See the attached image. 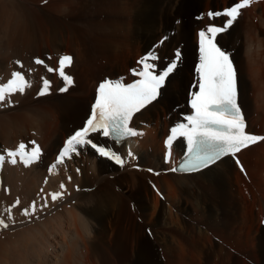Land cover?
I'll return each mask as SVG.
<instances>
[{
    "label": "bare ground",
    "instance_id": "bare-ground-1",
    "mask_svg": "<svg viewBox=\"0 0 264 264\" xmlns=\"http://www.w3.org/2000/svg\"><path fill=\"white\" fill-rule=\"evenodd\" d=\"M48 1L50 2L48 6L41 9L32 7L31 0L24 2L0 0V31L3 35L1 36L8 38L10 43H3L0 36V77L9 75L5 80L1 78L0 83H6L14 71H21L32 83L24 94L17 93L11 97L13 101L11 106H7V102L0 106L1 110H5L3 114L0 112V146L4 147L3 151L0 149V155L5 157V162L0 165V208L10 209L11 206L13 212L19 213L22 206L28 204L29 214L17 221L15 226L11 225L13 227L11 230L16 235L20 232L25 233L14 241L15 245L7 242L0 245L2 254L0 264L94 262L102 264L104 261L108 263L109 259L102 254L101 246L104 241L98 239L106 221L110 220L116 222V225L123 226V220L126 218L132 224L135 223L131 216L133 207L130 210L128 206V211L123 195L109 189L111 185L114 187L121 184L136 190L142 188L147 198L151 199L147 182H154L156 190L162 191L166 200L170 202L165 214L163 213V217L165 219L169 217L170 221L175 220L171 214L169 215L173 208L171 203L179 208L183 206L179 198L185 188L191 189L192 194L201 192V196L200 194L198 196L208 203L213 199L220 203L232 201V204L238 199L244 200L242 202L247 204L252 201L253 203L264 201V141L238 154L243 170L228 157L195 174L172 171L185 152L181 138L174 141L171 161L164 162L166 152L164 139L170 128L181 121V114L189 112L187 101L190 86L198 81L195 67L193 68L198 60V46L192 47L193 40L198 45L199 31L206 29L210 23L204 13L231 7L229 0H222L216 7L213 6V0H205L203 12L201 15L198 14L199 16L195 13L193 15V7L188 6L184 9L183 0L167 4L168 7H165L164 3L159 8L158 3L151 5L148 0H106V6L102 12L100 11L101 19H92L87 23H71L67 30L68 47L51 52L48 51L50 47L45 46L55 42L61 33L53 29V33L45 35L43 29L39 32L34 28V24L30 25L31 20L28 18L32 20L38 18L37 21L46 22L53 19L52 12H57L66 3L71 4L75 0ZM197 17L200 19L197 20ZM188 24L193 29L188 30ZM183 42H186L188 48L186 50L182 48L184 56L181 67L167 78L158 100L136 114L132 120V127L138 133L136 136L118 144L111 137H104L102 133L90 134L89 138L94 143L105 145L117 152L125 161L123 166L116 164L114 160L101 157L91 146L80 147L78 154L73 153L71 158L66 157L63 163H56L60 149L69 139L67 135L71 130L69 126L71 121L77 131L90 117L100 83L106 78L121 77L132 81L134 78L131 77L130 70L137 66L136 61L153 50L159 52L158 65L163 68L166 65L165 60L172 59L174 51L182 47ZM218 42L234 52L233 57L238 67L239 103L248 121V131L264 135V0L243 11L234 26L227 33L220 35ZM41 48L44 50L40 53ZM29 50L32 51L30 56ZM9 51L11 55L8 54ZM53 53L56 54V58L51 61L49 57L53 58ZM64 55L73 58L71 66L66 67L64 71L66 75L76 77L78 84L76 89L73 88L64 96L56 94L53 99L31 103L32 96L27 95L31 91L41 90L44 79L52 81L48 68H55L58 71L59 59ZM36 59L44 63L36 65ZM78 62L81 63V67H77ZM101 73L102 77L99 76ZM92 81L95 84L93 92L90 90L88 93L87 100L91 102L88 107L83 98ZM57 84L59 87L55 91L65 86L64 80L58 81ZM71 95L72 98H69ZM19 102L22 105L17 107ZM66 117H70L68 123ZM66 123L69 129L67 132L63 130L67 126ZM60 132L63 134L62 140ZM21 143L26 146L27 152L38 145L41 150L39 160L26 166L19 156H16L17 163L12 164L10 161L13 157H9L7 153L17 151ZM129 152L133 155L129 156ZM53 164L56 167L50 168ZM246 175L248 179L245 178ZM140 177L145 179V184H142ZM95 187L97 189L94 191ZM8 190H11V193ZM55 193L61 195L53 200L52 194ZM18 195L24 201L21 204L18 203ZM33 200L36 202V208L31 212ZM138 200L145 209V217L150 218L154 225L162 207L159 198L154 196L153 208H150L151 204L146 206L141 197H138ZM198 200V207L195 209L202 213L207 211L206 203L200 204L201 200ZM240 203L239 201V205L242 206ZM257 210H259L257 215L262 216L263 208L260 206ZM247 211L243 209L237 213L244 215L248 214ZM29 219L31 221H28ZM258 219L262 220L260 217ZM25 227L29 228L24 231ZM137 228V224L130 230L129 227L126 228L108 246V249L113 250L111 259H114L116 264H132L133 261L136 264H163L157 249L150 248L148 238V242L140 237L136 244L132 242L134 236H131L130 232L133 230L135 232ZM155 239L166 245L165 233L163 235L157 233ZM127 246L131 247V250H137L134 259L126 256L124 249ZM164 250L165 257L171 260L169 264H183L185 258L181 259V252L169 245ZM203 254L204 252L201 253Z\"/></svg>",
    "mask_w": 264,
    "mask_h": 264
},
{
    "label": "snow or ice",
    "instance_id": "snow-or-ice-1",
    "mask_svg": "<svg viewBox=\"0 0 264 264\" xmlns=\"http://www.w3.org/2000/svg\"><path fill=\"white\" fill-rule=\"evenodd\" d=\"M252 2L253 0H239L223 11L209 12V17L226 18L225 23L222 26H209L206 31L199 32L200 62L196 68L199 77L198 91L191 93L192 113L185 116L186 123H178L171 128V135L166 142L171 147L174 138L186 139L188 159L181 166L184 170H199L225 155H235L243 148L264 141V137L248 134L245 130L246 124L237 102V73L231 53L222 49L216 39L233 25L242 10L249 7ZM179 58L180 53L177 52L176 61ZM149 59L155 61L158 57L154 53H149L139 61L142 68L139 71L133 70L134 76L139 77L133 83L119 80H105L100 83L90 117L85 125L65 142L57 157V164L63 163L66 157L71 158L73 153L78 154V148L91 146L101 157L124 165V159L117 152L105 145H97L89 137L92 133H102L104 137H113L115 141L123 142L125 138L138 134L129 127L133 114L157 98L160 88L177 67L175 61H170L164 69L157 71V65L150 63ZM35 63L43 64L44 61L36 59ZM71 64V56L60 57L58 72L65 83V87L60 89L61 92L67 91L74 83L73 78L64 71ZM48 71L56 69L48 68ZM31 86V81L21 71L12 72L6 83H0V106L5 105V102L7 106H11L13 104L11 97L17 93L24 94ZM50 86V81L44 79L38 95L48 94ZM25 148L26 146L21 143L17 151L7 153L9 157H13L10 161L12 164L17 163L16 156H19L26 166L39 160L41 150L38 145L30 152L25 151ZM128 155L133 154L129 152ZM4 162L5 157L0 155V165ZM52 167L55 168L56 165L53 164ZM60 195L52 194V199L56 200ZM8 226L4 219H0V227Z\"/></svg>",
    "mask_w": 264,
    "mask_h": 264
},
{
    "label": "rangeland",
    "instance_id": "rangeland-1",
    "mask_svg": "<svg viewBox=\"0 0 264 264\" xmlns=\"http://www.w3.org/2000/svg\"><path fill=\"white\" fill-rule=\"evenodd\" d=\"M18 1L24 2L25 0H18ZM175 1L176 0H148L149 4H151V5H153V4L155 5L156 3H158L157 8H159L161 5L163 6L164 3H165V7H168L169 5H167V4H174ZM183 1H184V9L188 6L193 7V10H192L193 15L196 14L197 16H199L198 14H200V15L202 14L203 9H204L203 6H204L205 0H183ZM215 2H217V3L215 4ZM219 2H222V0H218V1L213 0V6L215 5V7H216L219 4ZM228 2H229V6L230 5L232 6V5H234V3H237L238 1L237 0H232V1L229 0ZM49 3L50 2L48 0H44L42 2L41 1L39 2L36 0H31L30 5H32V7H38V8L44 9L46 6H48ZM105 6H106V0H75L71 4L66 3V5H64L63 8L58 10L57 12H52L53 13L52 17L54 20L49 19L48 21L46 20V22H42V21L39 22V21H37L38 18H35L33 20L30 18H28V19L31 20L30 25L34 24L33 25V26H35L34 28H37V30L39 32L42 31V29H43L45 35L53 33V29H57L61 33V34H59V36L55 42H50L49 44H47L45 46V47H48V46L50 47V49L48 50L49 52L57 51L56 49H58V48L66 49L68 47V45H66V42L69 38L67 30H68L69 25H71V23L72 24H78L81 22L87 23L89 20H92V19H95V20L101 19L100 13L102 12V10L104 9ZM39 28L41 30H39ZM187 29L191 30V29H193V27L191 28V25L188 24ZM39 32H38V34H39ZM192 32H193V30H192ZM1 35H2V32L0 31V36ZM2 36H1V39H2L1 41H3V43L6 42L5 44H10V43H8L9 39L6 38L5 36L4 37H2ZM63 40H65V41L62 43ZM181 45H182L183 49L185 48V50L188 48L186 42H183ZM192 45H193L192 47L198 46L194 40H193ZM40 50H39V52L41 53L42 50H44V48L43 49L41 48ZM193 51L191 52V56L193 54ZM30 52H32V51L31 50L28 51L29 56H30ZM8 54L11 55L10 51ZM55 56H56V54L53 55V58H52V56H50L49 60H51V59L55 60V58H56ZM194 59L196 60V58H194ZM194 59H192V60H194ZM15 60L16 59L13 60L14 63H15ZM80 65H81V63H79L77 67L82 66V65L81 66ZM54 66H55V63H54ZM194 67H196V62L194 64L193 68ZM52 69H55V68H52ZM48 73H50L52 75V81H50L51 86L48 90V94L40 96V95H38L40 90H38L37 92L31 91L30 94L27 95V97L32 96V102L31 103H35V102L41 103V102L46 101V99H51V98L53 99L54 95H56V94H58L60 96H64L69 91H71L73 88L76 89V87L78 85L77 79L75 77V78H73L74 83L70 87H68L67 91L61 92L60 91L61 88L55 91V89L57 87H59L57 84L58 81H63V79L60 77L58 71H51V72L48 71ZM57 73H58V75H56ZM8 76H9L8 74L1 75L0 82H2V80L7 79ZM99 76L102 77L103 74L101 73V75H99ZM1 78H2V80H1ZM94 84H95V82L92 81L90 83V85H88L87 93L84 95V98H83L85 103L88 104V107L91 104V102L87 100V98L89 97L88 93L90 90H91V93L93 92ZM65 97L68 98V96H65ZM69 98H72V95ZM42 99H45V100H42ZM21 103H22V101H21ZM21 103L19 102V104H17L16 106L19 107L20 105H22ZM13 108L14 107L12 106V109ZM4 111L0 109V112H2L1 114H3ZM68 119H70V117L65 118L67 123L69 122ZM71 123H72V121H71ZM71 123L69 125L71 130H70V133H68L67 138L70 137L73 134V132L75 131V129ZM65 127L63 128V130H65V132H67L69 130V129H67L68 124ZM81 128H79V129H81ZM62 138H63V134H62V132H60V140H62ZM0 149L3 151L4 147L1 145ZM50 166L49 167L52 168V165H50ZM245 178L248 179V175H246ZM139 179L142 182V184H145V179L143 177H140ZM248 182H249V180H248ZM153 183L154 182H152V181L147 182L149 192L151 193L150 194L151 199L147 198V195L144 193L142 188H140L139 190H136V189H133L131 187L121 186V184L116 185L114 187H112V185L108 187L113 192L120 193L121 195H123L124 199L126 200L125 207L128 211H129L128 206H129L130 210H132L131 208L133 207V211H132L133 215H131L132 220L134 219V222H135L134 224L138 225V228L136 229L135 232H134V230L132 232H130L131 233L130 235L134 236L133 240L131 238V240H132V242H134V244H136V242L139 240L138 239L139 237H140V239L144 238L145 242H148L147 241V238H148L150 240L149 244H151L150 248L153 247L152 249H155V248L157 249V253L160 256L161 262L163 264H169L171 262L170 258L165 257L166 251L164 249H166V246H168V245L172 248H175L176 251L178 250L179 252H181V256H180L181 259L183 257L185 258V260H183V264L184 263L185 264H188V263L189 264H264V227L261 225L262 221L264 220V218H263L264 213L262 214V216L257 215L258 214L257 211H259L257 209H259L260 206L263 208V212H264V201H256L257 204L255 202L253 203V201H252V203L248 202V204H247L246 202H242L244 200L238 199V201L235 202V204H232V201H231V203H229V202H223V203L221 202L220 203V201H218V200L215 201L213 199V201L216 202V204L213 201L210 202V200L208 203V202H205L204 199H201L198 196V194H200V196H201V192H193V194H192L190 191L191 189L185 188V189H183V191H185V190L186 191L185 192L182 191L181 192L182 194H180V198H179V200L181 201L183 206L179 208L177 205H174V204L172 205V203H171V206L173 208L172 209L170 208L171 213H169V212L168 213H169V215L171 214L175 220L170 221L169 217L167 219H165L163 217V213L168 209L170 202H168L166 200V196L162 191L156 190V186ZM97 187H95L94 191L97 189ZM8 192L11 193V190H8ZM195 195L198 196V198H196ZM154 196L159 198V201L161 202L162 207L160 208L159 214L156 217L157 221L153 225L152 221L149 220L150 218L145 217V212H144L145 209H144L143 205L140 204L141 202L138 200V197H141V199H143L142 202L144 204H146V206H147V204H148V206L151 204L150 208H153ZM198 199L201 200L200 204L206 203L207 211H203V213H202V211H198L195 209L198 207L197 206L198 205L197 201H199ZM17 200L19 201L18 202L19 204L24 202L23 199L21 198V196L19 197V195L17 197ZM258 200H259V198H258ZM191 201H194V202H191ZM239 201L241 202L240 204H242V206L243 205H248V206H243L244 207L243 208L241 205H239ZM244 203H246V204H244ZM220 204H222V205H220ZM225 204H227L228 206ZM255 204H256V206H255ZM35 205H36V202H35V200H33V202L31 203V208H33V209L30 208L31 212H32V210H34L36 208ZM194 205H195V207H194ZM23 206H22L21 212H19V213L13 212L14 209L11 206H9V208L11 210L4 208V207L0 208V219H4L5 222L9 225L7 228L0 227V245L3 243H6V242L12 243L13 245H15L14 241H17V239L21 235H23V233H25V232L21 233L20 230L19 231L17 230V232H20L21 234L19 233L16 235L11 230V228H13L12 226H15L16 225L15 223H17V221L24 219V216L29 215L28 210H27L28 204L25 207H23ZM235 206H236V208H235ZM252 208L254 209V211ZM217 209L220 211V213H219V211H216ZM243 209H245L246 211L248 210L247 211L248 214H244L245 216L243 214L241 215V213H237L238 210H243ZM251 209H252V211H251ZM231 212H232V214H231ZM216 215H218V216H216ZM220 216H221V218H220ZM259 217L262 218V220L258 219ZM28 221H31V220L29 219ZM129 222H130V220L124 218L123 223H122L124 227L120 226L119 224L116 225V222L113 223L110 220L106 221V223L104 224L105 228L103 231H100L98 239H103L104 242L102 243V246H101L102 254H104L109 260H108V263H107V261L106 262L104 261V262H102V264H116V263H114V259H111L112 258L111 253H113V250L108 249V246L114 241V239L116 240L118 238V235L121 232L125 231L126 228L129 227V230L132 229L134 224H132L131 222L129 223ZM244 222H246V224ZM252 222H253L254 226L252 225ZM234 227H235V229H234ZM26 228H29V227H25L24 231ZM26 231H28V230H26ZM159 232L161 235H163V233H165L167 241H168V243L166 241V245H165V243L164 244L161 243V241L159 239H155L157 237V233H159ZM249 232H252V233L250 234ZM145 237H146V239H145ZM228 237H230V238L227 239ZM254 238H256V239H254ZM246 241H247V243H246ZM252 242H253V244H252ZM238 243H239V245H238ZM124 250H125L124 252H125L126 256H128L129 258L134 259L136 257L137 250H134V249L131 250V247H128V246ZM202 251L204 252L203 255H201V253H203ZM223 251H225V252H223ZM163 253H165V255ZM1 255L2 254L0 252V259L2 260ZM123 263H124V261H123ZM93 264H98V263L94 262ZM132 264H136V263L133 261Z\"/></svg>",
    "mask_w": 264,
    "mask_h": 264
}]
</instances>
